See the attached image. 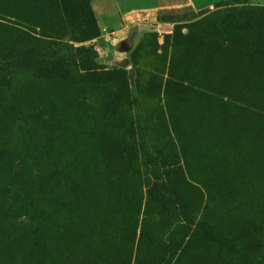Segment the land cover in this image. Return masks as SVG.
<instances>
[{"label": "rangeland", "instance_id": "374dc122", "mask_svg": "<svg viewBox=\"0 0 264 264\" xmlns=\"http://www.w3.org/2000/svg\"><path fill=\"white\" fill-rule=\"evenodd\" d=\"M90 3L0 0V264H264V0Z\"/></svg>", "mask_w": 264, "mask_h": 264}, {"label": "crops", "instance_id": "0c3cea01", "mask_svg": "<svg viewBox=\"0 0 264 264\" xmlns=\"http://www.w3.org/2000/svg\"><path fill=\"white\" fill-rule=\"evenodd\" d=\"M190 0H93V8L103 17L126 16L137 11L156 12L185 7Z\"/></svg>", "mask_w": 264, "mask_h": 264}, {"label": "trees", "instance_id": "16d2710c", "mask_svg": "<svg viewBox=\"0 0 264 264\" xmlns=\"http://www.w3.org/2000/svg\"><path fill=\"white\" fill-rule=\"evenodd\" d=\"M90 2L91 0H82L81 4L82 12L80 14L79 21L84 25L85 28L83 31L84 38L82 41L94 40L99 34L97 22ZM65 59L73 61L74 57L72 54H69ZM186 185H189V182H186Z\"/></svg>", "mask_w": 264, "mask_h": 264}]
</instances>
